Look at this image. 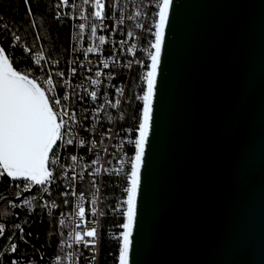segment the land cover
<instances>
[{
    "label": "water",
    "instance_id": "1",
    "mask_svg": "<svg viewBox=\"0 0 264 264\" xmlns=\"http://www.w3.org/2000/svg\"><path fill=\"white\" fill-rule=\"evenodd\" d=\"M170 15L130 262L264 264V0Z\"/></svg>",
    "mask_w": 264,
    "mask_h": 264
},
{
    "label": "snow or ice",
    "instance_id": "2",
    "mask_svg": "<svg viewBox=\"0 0 264 264\" xmlns=\"http://www.w3.org/2000/svg\"><path fill=\"white\" fill-rule=\"evenodd\" d=\"M60 5H67V0H59ZM91 3L93 11L91 16L94 18L91 24L90 40H99V45L105 44V36L97 37V22L100 25L104 24L106 19L104 0H83L84 5ZM26 9V16L33 18L34 13L30 5V0H23ZM73 7H76L73 5ZM151 8V16L148 18L147 31L151 39L149 47L144 51L147 56V63L141 60H136L135 63L141 68H146L142 71L139 80L140 83L133 82V86L137 89L135 100L138 102L137 110L133 114L134 124L132 128L124 129L125 132L134 136V139L129 138L127 143L134 146V154L128 157H118L119 168L108 169L104 168L103 172L120 177L123 183L120 185L122 198L117 201V206L112 211L117 214L120 219L117 222L119 228L118 235L112 238L117 241L118 248L114 254L115 264H136V261L130 262V253L134 246L138 245L136 240V228L138 218L141 215V187L144 183L142 168L145 165L146 148L150 142V135L153 130V123L156 113V94L158 85V75L162 64V53L166 42V30L170 26L171 11L173 9V0H149ZM141 13L137 11L134 15L139 16ZM123 16V13H121ZM57 20L60 19L57 12ZM131 19L132 17H128ZM80 19H85L84 12H80ZM122 22V21H121ZM35 28V23L31 24ZM137 28L141 25L137 23ZM79 36H74V40L82 39L84 35V23L79 25ZM115 30V28L113 29ZM131 37L132 33L129 32ZM0 37L4 40L11 38L9 49L0 46V178L7 179L16 188V196L19 198L23 193H28L32 189H36L39 193L37 196H32L31 199L23 200V208L20 204L10 205V207L31 209L35 204L43 211L45 208H56L55 202L51 205L40 204V199L44 194H50L52 185L57 180V169L60 167V153L56 151L57 147L63 148L65 145L83 148L86 144V139H79L77 132L82 127L75 111H70L73 107L71 103L66 104L70 100L68 93L64 91L65 86L69 85L68 79H65L63 71H56L55 74L51 71H45V67L51 69L54 65L46 59V54L43 50L36 51L26 43L20 44L21 36L18 34V29L11 27L3 16H0ZM37 41L41 39L39 35L35 37ZM123 44L124 42L121 41ZM99 45L89 46L84 50V55L87 57L89 53L99 51ZM14 46V47H12ZM135 44L127 49L128 54H132ZM19 51L20 56H23L26 61L25 70H19L18 62L14 64L13 58L7 52ZM75 51V46H74ZM70 62L67 73L74 75L76 68L72 67ZM91 62L89 61V64ZM105 68L109 67L107 60H101ZM132 61L124 64V67L131 69ZM36 66H39L38 68ZM83 67V65H81ZM39 72V75L36 73ZM95 76H101L100 71L95 72ZM112 79V77H108ZM62 81V83H61ZM100 83L98 79H93L91 84L96 86ZM116 96L124 95L122 87L115 88ZM92 100H96L97 92H90ZM130 103V101H128ZM121 104L119 98L115 103L105 100V103L100 105L93 111L95 116L105 105L111 108H118ZM119 119L123 120V114ZM95 129V124H93ZM134 129V131H133ZM87 132V129L84 130ZM111 129L109 132L111 133ZM96 148V142H91L89 151ZM105 151H107L105 149ZM71 160L76 167L80 165V158L76 155L71 157ZM100 156L97 153V158L91 161L92 165L99 164ZM110 163V161H109ZM126 163L130 164V169L125 168ZM66 171V170H65ZM75 171V168H73ZM101 173V168L93 167L87 173L92 177V187L96 188L95 176ZM77 175L83 179V173H78L72 176V181H75ZM61 196H67V190L62 191ZM74 195V193H73ZM50 199V195L46 197ZM0 199H3L0 196ZM84 197L81 193L77 203L75 204L76 220L73 221L75 228L68 233V238L72 243L68 244V248L73 249L66 256L68 264H79L80 257H83L86 264H97L99 257V246L102 241L99 231L100 219L97 218V200L93 197L91 204V215L93 219L86 221V209L82 203ZM68 203L67 200L64 201ZM33 213L28 212L31 216ZM105 215L103 211L99 212V217ZM25 223H31L30 220H25ZM87 223H92L91 228L87 227ZM60 224L64 225L65 220L61 219ZM83 226V227H82ZM15 229L20 231L19 241L27 244L23 229L20 223L15 224ZM6 229L0 225V237L4 236ZM30 235V233L28 234ZM12 239L11 236L8 237ZM61 247L63 248V238H61ZM13 253L18 250V243L12 242L8 245ZM82 249L88 250V255H84ZM3 256V253H0ZM8 264H32L30 257L25 256L24 260L10 259ZM57 264H64V258L57 257Z\"/></svg>",
    "mask_w": 264,
    "mask_h": 264
},
{
    "label": "built area",
    "instance_id": "3",
    "mask_svg": "<svg viewBox=\"0 0 264 264\" xmlns=\"http://www.w3.org/2000/svg\"><path fill=\"white\" fill-rule=\"evenodd\" d=\"M104 3L106 19L103 25L97 22V37L100 35L105 36L104 45H99L98 39H89L91 35V24L94 21V18L91 16V12L93 11L91 3L84 5L83 0H67L66 6L60 5V2L59 5H54L56 9H62L63 16L69 25L68 48L66 58L62 60L46 58L54 66L51 69L45 67V71H51L53 75L56 71H63L65 73V79H68L69 85L65 86L64 91L70 96V100L65 103L72 104L73 107L70 111H75L82 125L77 132V137L79 139H86V144L83 148L73 147L71 145H65L63 148L57 147L56 151L60 153V167L57 169V180L51 186V193L44 194L39 201L42 205H51L55 202L56 208L52 209L51 212H49L48 208L41 211L35 204L32 205L31 209L22 210L23 200L26 198L31 199L32 196H37L39 193L34 188L31 194H29L30 192L23 193L17 198V188L7 180L6 190L0 195L3 197L0 201L6 200V211L12 212L14 220L6 223L0 220V225H3L6 229L4 236L0 237V240H4V245L0 250V253H3V256H0V264H5V261L8 264L9 260L13 258L24 260L26 255L31 258L32 264H57L58 256L64 258V264H68L66 256L69 252L73 251V249L67 246L72 243L68 238V233L75 228L73 221L77 218L74 208L81 193L84 197L82 203L86 209V221L93 219L91 215V201L95 196L97 200V218L100 219L99 231L101 237L117 243L112 237L118 235L120 231L117 227V222L120 217L112 209L117 206V201L122 198L120 185L123 181L114 173H104L103 169L119 168L118 157L130 158L134 154V146L127 143L129 138L134 139V136L125 132L124 129L132 128L134 124L132 117L138 106V102L135 100L137 89L133 86V82L139 84V77L142 71L147 70L146 68H141L135 61L141 60L145 64L147 63V56L144 49L149 47V40L151 39L147 31L151 8L146 7L149 5V0H104ZM73 5L76 7H73ZM81 11L84 12L85 16L83 20L80 19ZM137 11L141 13L139 16L134 15ZM121 13H123V16H121ZM59 16L61 17L60 13ZM128 17L132 18L129 19ZM81 23L85 25L83 38L74 40V36H79V25ZM137 23L141 25L140 28L136 27ZM114 28L115 30H113ZM129 32L132 33L131 37L128 36ZM121 41L124 43L122 44ZM9 42L10 47L11 39H9ZM133 44H135V48L132 54H128L127 49ZM97 45H99V51L89 53L85 57L84 50L89 46L95 47ZM17 52L19 51L17 50ZM8 55L12 57L11 53ZM21 58L24 57L21 56ZM101 60H107L109 67L105 68ZM89 61L91 62L90 64ZM128 61L133 62L131 69L124 67V64ZM70 62H74L72 63V67L76 68L74 75H68L67 73ZM36 67L38 68L39 66ZM96 71L101 72L99 78L95 76ZM36 74L39 75V72ZM108 77H112V79ZM93 79H98L100 83L93 86L91 84ZM116 87H122L124 89V95L117 97L115 92ZM92 91L97 92L95 101L90 96V92ZM117 98L121 101L118 108H111L105 105L104 108H101L93 116V111L104 104L105 100H108L111 104L115 103ZM121 114H123V120L119 119ZM93 124L96 126L95 129L92 127ZM85 129H87V132L84 131ZM109 129L112 130L111 133ZM93 141L96 142V148L89 151L91 142ZM97 153L100 156V161L99 164L93 166L91 161L97 158ZM73 155L80 158L79 163L82 167H76L71 160ZM93 167L101 168V173L97 174L94 178L96 188L99 191H96L92 187L93 178L87 175ZM124 167L130 169V164L126 163ZM73 168H75V171H73ZM78 173H83V179L77 175L76 180L72 181V176ZM2 179L0 178V182ZM65 190H67L68 195L61 196L60 193ZM49 195L50 199H47L46 197ZM65 200L68 201L67 204H65ZM16 204H20L22 208L10 207V205ZM29 211L33 213L31 216L39 213L53 222L55 244L50 258H46L44 253H33L27 249L20 251L22 244L29 246V243L25 244L19 241L20 231L15 229V224L20 223L23 234L25 232L27 233V223H25V220L27 219L31 223L33 222L31 216L28 215ZM101 211L105 213L102 218L99 217V212ZM61 219L65 220L64 225L60 224ZM86 226L91 228L93 224L87 223ZM9 236L12 237L11 240L8 239ZM61 238H63V248L61 247ZM12 242L18 243L16 253H13L10 247H8ZM82 251L85 256L88 255V250L82 249ZM99 261L100 246L97 264H99ZM79 264H86L83 257H80Z\"/></svg>",
    "mask_w": 264,
    "mask_h": 264
},
{
    "label": "trees",
    "instance_id": "4",
    "mask_svg": "<svg viewBox=\"0 0 264 264\" xmlns=\"http://www.w3.org/2000/svg\"><path fill=\"white\" fill-rule=\"evenodd\" d=\"M59 5L58 0H30V5L34 13L33 18L26 16V9L23 0H0V16H3L7 23L16 29L21 36L20 44H27L36 51L43 50L47 59L62 60L66 58L68 48L69 25L63 16L62 9H56L54 5ZM59 12L61 17L57 20L56 14ZM35 23L36 27L32 28L31 24ZM39 35L41 39L37 41L35 37ZM9 39L4 40L0 37V46L6 50L9 49ZM12 54L13 62H18L19 70H25L26 62L21 58L19 52H7ZM7 179L0 182V195L6 190ZM32 223L26 224L25 239L29 246L22 244L20 251L27 249L33 253H44L46 258H50L54 244L55 233L53 222L49 221L41 214L37 213L31 216ZM0 220L2 222H11L14 220L12 212L6 211V200L0 201ZM30 233V235H28ZM4 245V240H0V250ZM118 244L102 238L100 244V261L99 264H115L114 254ZM6 264V261H5Z\"/></svg>",
    "mask_w": 264,
    "mask_h": 264
}]
</instances>
